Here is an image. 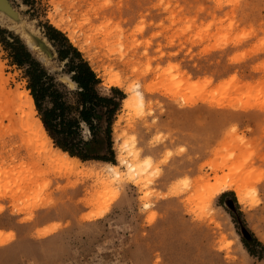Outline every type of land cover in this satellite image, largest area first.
Masks as SVG:
<instances>
[{"label": "rangeland", "instance_id": "rangeland-1", "mask_svg": "<svg viewBox=\"0 0 264 264\" xmlns=\"http://www.w3.org/2000/svg\"><path fill=\"white\" fill-rule=\"evenodd\" d=\"M5 1L13 15L0 20V264H264V0ZM50 26L88 61L98 93L119 102L114 162L72 156L85 164L66 175L23 168L31 81L11 47L29 50L26 35L42 42L46 50H29L40 63L32 69H45L48 93L77 106L57 53L68 42L53 44ZM137 89L143 105H126ZM42 106L53 107L51 97ZM105 117L96 136L84 123L78 130L90 155L112 157ZM147 161L132 177L130 165ZM222 179L238 181L247 202L234 189L210 198Z\"/></svg>", "mask_w": 264, "mask_h": 264}, {"label": "trees", "instance_id": "trees-1", "mask_svg": "<svg viewBox=\"0 0 264 264\" xmlns=\"http://www.w3.org/2000/svg\"><path fill=\"white\" fill-rule=\"evenodd\" d=\"M46 36L53 42V44L59 43L61 40H66L68 46L66 48H57V53L62 61H66L68 66L67 73L70 75L73 82L77 85V106H70L64 101H60L63 96L60 91L55 89L54 92L48 93L49 87L46 83H42L43 77L46 76V71L41 67L34 70L32 67L40 66L39 61L33 58L29 50L24 45L16 48L11 47L13 56L17 64L28 66V76L31 81L30 89L34 98L37 109L40 112V119L49 135L54 139L57 146L62 150L68 152L71 156L79 157L82 160L95 159L105 162H114V151L112 150V118L115 115L119 107V102L115 97H109L100 95L96 90V86L100 82L96 73L92 67L83 59L80 51L74 47L67 37L58 29L54 27H48ZM0 29V32H3ZM4 39H0V42H4ZM62 44V43H60ZM77 59V61H75ZM113 92H120L119 89L113 88ZM51 97L53 107L44 110L42 101L45 97ZM59 99H58V98ZM110 105L112 107H110ZM67 109L77 110L76 118L70 117L65 113ZM100 115H105L107 127L105 134L108 142L109 152L112 157L104 155H90L84 151V147L90 144V141H85L81 137L80 130L81 123L87 125L91 136H96L98 133L99 125L94 123ZM100 119V118H99ZM98 119V120H99ZM253 253L252 249H249Z\"/></svg>", "mask_w": 264, "mask_h": 264}, {"label": "bare ground", "instance_id": "bare-ground-1", "mask_svg": "<svg viewBox=\"0 0 264 264\" xmlns=\"http://www.w3.org/2000/svg\"><path fill=\"white\" fill-rule=\"evenodd\" d=\"M12 13L13 12H11L10 8L7 6V2L5 0H0V20H1L2 15H8L9 16V14L13 15ZM57 27L60 28V25H57ZM26 40H27L26 44L30 49L41 50V47H42V49L46 50V48H43V46H41V44L40 45L38 44L40 42L34 41L33 38L30 37V35H26ZM71 40L74 42L73 39H71ZM110 82H111V85L120 86L121 85V77H114L110 80ZM143 99H144V97L142 96L141 91L137 89L134 91V94L130 97V100H129V98L125 99V102H126V105L128 104L129 106L138 107L139 105H143V103H144ZM21 106L24 109L23 112H25V109H27V112H25L26 113L25 114V118H26L25 123H26V128L28 130V132H27L28 134L27 133L26 134L29 135L28 136L29 142H27L28 143L27 146L25 144L26 156L24 155L25 159L23 162V168H25V170L27 172L32 173V172L40 171L42 176L44 174L46 175V173L49 174L51 172H52V174H53V172H59L60 174H62L64 172L66 175V173L73 172L75 165H78V166L83 165L84 166L85 162H82L79 158L72 157L68 152H66L62 149H59V148L54 149L51 137L49 136L48 132L46 131L41 119L39 117H37V108L35 105L34 98L30 94V92L26 93L25 98L23 99V104ZM134 109H137V108H134ZM26 134H25V136H26ZM125 136H126V134H124V133L118 134L117 140L119 141L121 138H123ZM28 137H26V138H28ZM22 141H24V139H22ZM24 143H25V141H24ZM130 143L132 144V142H130ZM131 144H129V141L126 139L121 146L122 151H123V149L125 150L127 147H130ZM23 148L24 147H22V148L19 147L16 149L19 151V150H22ZM129 149L127 148L126 150L129 151ZM130 152L134 156V158H136L138 156L136 149H133L132 146H131ZM126 153H127V151H126ZM124 154L121 153L120 159L123 163H127L128 162L127 157H125L126 155H124ZM150 163H151L150 161H147L142 165L141 164H137V165L131 164L129 167V172L132 175V177H139L145 173V171H146L147 167L150 165ZM106 165L109 166V168L111 170H113L114 178H118L121 176V172L119 170L118 165L110 164V163H106ZM43 168L47 169V171H45L46 173L42 170ZM78 173L89 174V169L83 168L80 171H78ZM97 175H99V174H97ZM228 189H234L237 191V194L239 195V198H240V202H242V203L247 202V199L245 198V196L243 197V195H242L243 194L242 186L239 184L238 181L233 180V179L232 180L222 179V180H219L216 183L212 184L210 186V189H209V197L214 198L216 196H219L221 193H223L225 190H228Z\"/></svg>", "mask_w": 264, "mask_h": 264}, {"label": "water", "instance_id": "water-1", "mask_svg": "<svg viewBox=\"0 0 264 264\" xmlns=\"http://www.w3.org/2000/svg\"><path fill=\"white\" fill-rule=\"evenodd\" d=\"M37 42H40L39 40H37ZM42 42H40L39 44H41ZM41 46H43L42 44H41Z\"/></svg>", "mask_w": 264, "mask_h": 264}, {"label": "crops", "instance_id": "crops-1", "mask_svg": "<svg viewBox=\"0 0 264 264\" xmlns=\"http://www.w3.org/2000/svg\"><path fill=\"white\" fill-rule=\"evenodd\" d=\"M75 83V82H74ZM76 84V83H75Z\"/></svg>", "mask_w": 264, "mask_h": 264}]
</instances>
